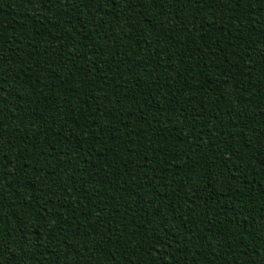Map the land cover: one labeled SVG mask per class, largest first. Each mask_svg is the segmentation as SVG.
<instances>
[{"label":"trees","instance_id":"1","mask_svg":"<svg viewBox=\"0 0 264 264\" xmlns=\"http://www.w3.org/2000/svg\"><path fill=\"white\" fill-rule=\"evenodd\" d=\"M0 264H264V0H0Z\"/></svg>","mask_w":264,"mask_h":264}]
</instances>
